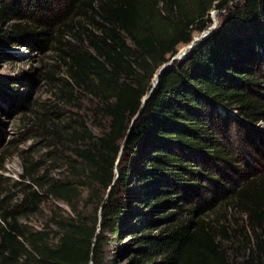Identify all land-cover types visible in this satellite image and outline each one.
Wrapping results in <instances>:
<instances>
[{"label":"trees","instance_id":"1","mask_svg":"<svg viewBox=\"0 0 264 264\" xmlns=\"http://www.w3.org/2000/svg\"><path fill=\"white\" fill-rule=\"evenodd\" d=\"M62 4L56 11L47 0H0V44L36 52L46 48L59 29L78 33V45L60 51L68 73L63 83L98 101L107 131L97 138L77 123L72 142L78 146L71 150L82 165L79 172L72 167L77 182L51 181L44 193L72 210L84 181L102 197L89 195L88 201L98 205L92 221L79 213L75 219L52 220L54 245L49 233H27L14 224L11 213L0 214V264H119L115 258L130 250L126 264L156 258L160 264H233L212 223L199 216L218 201L246 217L242 246L247 254L239 264H264V173L239 170L217 136L225 129L224 120L231 119L225 111L236 110L248 123L264 115V104L254 98L259 95L254 91L257 72L264 65V0ZM19 7L31 8L39 17L35 12L11 17ZM213 10L226 13L222 23L159 76L142 104L158 69L187 46L194 33L200 35L212 25ZM75 18L79 21L73 23ZM250 145L257 150L258 143ZM191 156L225 165L240 183L234 188L228 187L233 178H227L229 185L217 183L195 169ZM201 178L213 183L208 197L201 193ZM42 200L24 192L16 208L28 213ZM131 219L139 226H130ZM159 223L162 229L152 235ZM104 231L108 236H102ZM126 232L133 249L120 245ZM109 246L115 247L114 257L105 260L104 248Z\"/></svg>","mask_w":264,"mask_h":264},{"label":"rangeland","instance_id":"2","mask_svg":"<svg viewBox=\"0 0 264 264\" xmlns=\"http://www.w3.org/2000/svg\"><path fill=\"white\" fill-rule=\"evenodd\" d=\"M47 1L51 9L57 11L63 8V0ZM29 9L19 7L17 12L11 13V17L21 18L35 12ZM38 15L34 13V17L38 18ZM225 15L224 11H210L212 25L215 24L216 28L222 23ZM75 21L78 22L79 19L75 18L73 23ZM12 22L5 23L2 29ZM80 24L84 25L81 22ZM74 31L57 30L52 33L53 38L49 40V45L36 52L24 50L22 46L6 47L0 44V108L4 112L0 114V214L11 213L14 224L27 233H49L52 245L56 244L52 232L57 231L52 220L57 217L75 219L79 213L83 218L92 221L98 205L88 201L89 195L94 193L98 200L102 197V193L95 188H92L91 192L89 182L84 181V184L78 187L79 196L74 201L72 210L64 202H57L44 193L47 189L46 183L51 181L77 182V174H73L72 167L79 172L82 165L71 151L78 146L72 142V129L76 128L77 123L82 122L90 135L97 138L107 131L108 120L99 113L98 101L85 91L68 89L63 83L64 80L67 81L68 73L60 51L78 45L75 39H78L79 35ZM198 36L193 34V38ZM257 75L258 86L254 91L259 95L254 98L264 104L263 63ZM155 76L156 74L149 81V86L154 83ZM223 112L221 110L220 115H223ZM225 113H228L231 119L224 120L225 129L217 135L225 147L224 150L234 159V163L239 165V170L264 173V115H258L255 117L256 121L248 123L236 110ZM251 130L255 133H251ZM250 142L258 143L257 150ZM190 161L195 169L201 170L203 174L208 173L221 185H229L227 178H233L234 181L229 188H234L240 183L235 178L236 173L221 163L202 161L192 156ZM197 181L203 187L202 195H211L210 190H214L213 183L211 185L203 178ZM38 184H41V187ZM24 192L36 193L43 197L42 202L28 213L16 208ZM195 201L196 199L189 200L186 206L194 205ZM179 215L185 216V213ZM199 216L212 223L217 240L228 252L229 261L233 264L241 263L247 254L242 246L243 229L247 226L245 215L233 209L231 205L227 206L225 202L218 201L212 207L206 206V210ZM129 225L139 226L132 219ZM162 227L159 223L158 228L151 234L156 235ZM102 236H108V233L104 231ZM132 239L126 232L120 245L129 244L133 249L135 245ZM114 249V246L104 248L105 260L114 257ZM131 255L130 250L115 259L119 264H126ZM160 263L161 259L156 258L147 264Z\"/></svg>","mask_w":264,"mask_h":264},{"label":"water","instance_id":"3","mask_svg":"<svg viewBox=\"0 0 264 264\" xmlns=\"http://www.w3.org/2000/svg\"><path fill=\"white\" fill-rule=\"evenodd\" d=\"M214 28H215V24L211 25L207 30H205L204 32H202L198 37L193 38V39L191 40V42H190L187 46H185V47H183L182 49H180L174 57H172V58H171L166 64L162 65V66L158 69V71L156 72L155 81H154V83L151 85V88H150L148 94H147V95L141 100V103H142V104H144V103L150 98V96L152 95V93H153L155 87H156L157 84H158V78H159V76H160L163 72L169 70V69L173 66V64H174L175 61L180 60L181 58H183L184 55L186 54V52H188V51H190L191 49H193V48L195 47V45H196V44H197L202 38H204L208 33L212 32Z\"/></svg>","mask_w":264,"mask_h":264}]
</instances>
